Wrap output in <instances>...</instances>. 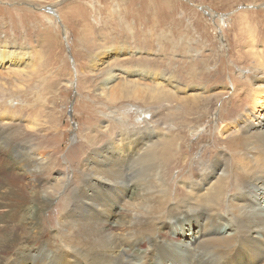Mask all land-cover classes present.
<instances>
[{
    "label": "rangeland",
    "instance_id": "374dc122",
    "mask_svg": "<svg viewBox=\"0 0 264 264\" xmlns=\"http://www.w3.org/2000/svg\"><path fill=\"white\" fill-rule=\"evenodd\" d=\"M237 50L244 57L238 58ZM0 55V181L51 202L38 215V232L26 240L30 244H40L42 227L56 228L62 185L95 176L86 163L89 152L130 131L140 110L141 117L152 112L145 114L151 128L172 122L170 131L176 134L177 128L179 139L182 133V166H161L164 179L175 181L171 197L174 185L199 169L188 176L195 157L208 163L216 154L230 171H240L243 155L232 143L236 131L229 121L237 115L235 123L249 118L259 127L257 113L264 112V0H0ZM151 86L163 89L164 98L170 93L178 99L143 103ZM185 99L206 108L184 114ZM197 115L203 127L189 130L183 122L193 123ZM7 139L26 143L18 145L22 154L30 144L34 163L21 165L19 154L4 149ZM150 162L130 161L132 174L128 170L124 180H153ZM7 204L0 201V209Z\"/></svg>",
    "mask_w": 264,
    "mask_h": 264
},
{
    "label": "bare ground",
    "instance_id": "6f19581e",
    "mask_svg": "<svg viewBox=\"0 0 264 264\" xmlns=\"http://www.w3.org/2000/svg\"><path fill=\"white\" fill-rule=\"evenodd\" d=\"M236 56L244 57V53L237 50ZM3 57L0 55V60ZM117 74L116 71L110 73L107 81ZM232 74L234 85L238 86V75ZM249 77L246 74L245 83H242L246 90L250 86ZM162 91L163 94L158 95ZM166 95L163 89L151 86L143 103L178 99L170 93L164 98ZM184 103V114L206 108L200 105L204 102L198 105L191 99H185ZM225 109L222 105L223 113ZM251 110L253 107L247 114ZM142 112H138L137 125H132L130 131H120L109 137L102 147L89 152L86 163L95 176L78 181L75 186L71 182L68 186L62 185L65 188L58 199L62 206L61 216L56 228H41L45 235L39 236L40 244L35 240L30 244L26 240L38 232L37 217L51 202L34 194L24 196L15 190L18 188H7L0 181V201L9 203V208L0 209V264H26V259H30L31 264H264L263 109L257 113L262 117L259 127L252 126L255 121L248 123L249 118L235 123L237 115L229 121L236 131L232 143L243 155L240 171H230L227 161L216 154L213 160H207L208 163L195 157L188 176L194 168L199 169L174 185L173 197L170 192L175 181L164 179L161 166L164 167L165 162L172 167L182 166V161L178 160L184 151L179 142L182 133L179 139L177 128L176 134L170 131L172 122L164 129L151 128L145 120L152 112L141 117ZM203 121L202 115H197L193 123L183 124L190 130L203 127ZM140 123L145 125L141 127ZM2 136L0 133L1 139ZM164 136L167 139L161 146L153 144ZM217 139L214 143L219 141ZM3 143L10 155L19 154L16 160L22 162L21 165L34 163L36 158L30 144L22 154L18 149L20 142L7 139ZM23 144L26 145L21 143L20 146ZM184 155L183 161L187 157L186 153ZM136 159L152 161L149 168L153 171L150 174L153 180H124L128 170L132 171L128 163ZM36 183L39 186V182ZM176 223L180 228L175 227ZM182 223H187L189 228ZM15 247L18 251L9 253Z\"/></svg>",
    "mask_w": 264,
    "mask_h": 264
}]
</instances>
